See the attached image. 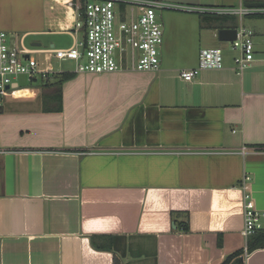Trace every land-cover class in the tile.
Listing matches in <instances>:
<instances>
[{"label":"crops","instance_id":"crops-1","mask_svg":"<svg viewBox=\"0 0 264 264\" xmlns=\"http://www.w3.org/2000/svg\"><path fill=\"white\" fill-rule=\"evenodd\" d=\"M182 13L159 15L173 28L159 71L58 72L39 55L55 73L0 105V264H264V217L254 237L243 235L244 184L264 214V17L243 19L255 59L240 73V52L219 40L239 18ZM76 23L68 0H0V33L37 37L29 47L70 48ZM179 33L197 44L180 72L166 59ZM206 48L223 50L224 68L183 80ZM63 74L75 76L51 111L59 85L43 83Z\"/></svg>","mask_w":264,"mask_h":264},{"label":"built area","instance_id":"built-area-1","mask_svg":"<svg viewBox=\"0 0 264 264\" xmlns=\"http://www.w3.org/2000/svg\"><path fill=\"white\" fill-rule=\"evenodd\" d=\"M76 10L75 35L81 39L67 49L29 47L28 34L0 33V96L21 97L25 92L20 87L19 77L34 82L46 80L55 72L43 68L36 56H44L48 63L53 59L61 62H76L77 73L90 75L114 74L126 70L136 72H157L161 68L160 49L164 40L163 26L159 13L178 11L200 16L237 17L240 20L237 39L232 49L240 52L235 59L241 73L255 59L253 32L243 19L246 16H263L264 7L202 8L182 6L161 0H68ZM224 68V52L220 48H206L199 53L196 68L183 70L180 76L193 82L203 71ZM0 102V105L2 103ZM246 177V184L250 181ZM244 228L246 241L261 228L264 214L257 210L255 201L244 184ZM248 246V243H247ZM246 246V254L248 253Z\"/></svg>","mask_w":264,"mask_h":264},{"label":"rangeland","instance_id":"rangeland-1","mask_svg":"<svg viewBox=\"0 0 264 264\" xmlns=\"http://www.w3.org/2000/svg\"><path fill=\"white\" fill-rule=\"evenodd\" d=\"M169 13L181 14V12H178V11H171V12L170 11H163L162 16H164V19L166 18L167 14H169ZM182 14H186V13H182ZM159 15H161V14L159 13ZM192 15L197 16L195 14H192ZM172 30H173V28H170V30H169L167 25H163V31L164 32L169 31L171 33ZM173 35H174V37L178 36V34H175V33ZM179 35L180 36L178 38H175L174 44L170 47V51L168 48V51L166 54V59L168 60L170 65L177 68L178 71L182 70L184 68H187L194 61V59L196 60V56H197L196 50L194 49V46H196L197 44H194V43L190 44L189 43L190 41H186V38H185L186 35H184V33H181V34L179 33ZM198 35L200 36V30H198ZM199 36H196V38H199ZM37 39H38L37 37L28 38L27 39V45L30 46L32 44V42H34ZM229 45H228V49H230ZM160 51L162 52V49ZM36 58L40 61H43L38 56H36ZM50 66L54 67L56 69V71H58V72H60V71H65V72L66 71H75L76 72L77 67H78L76 62H70V61L61 62V61H58L56 59H53ZM77 76H79V75H77ZM18 82L20 83L21 88L33 89L37 86V83H32L31 81H29V79L27 77H24V76L19 77ZM12 103H16V102L11 98H4L1 105L8 106L9 104H12ZM22 103H23V101L17 102V104H19V105Z\"/></svg>","mask_w":264,"mask_h":264},{"label":"trees","instance_id":"trees-1","mask_svg":"<svg viewBox=\"0 0 264 264\" xmlns=\"http://www.w3.org/2000/svg\"><path fill=\"white\" fill-rule=\"evenodd\" d=\"M204 16L205 17H212V18H228V17L207 16V15H204ZM74 76H75V74H63L62 77L58 80V82H54L53 83V82H51L49 80L48 81H44V83H43L44 84L43 85L44 87H53V86H58L59 85L58 91L55 93L54 96H51L50 97V101L51 102H49V101L46 102V105L51 104L52 101H54V103L56 104L55 105V108H52L51 111H61L62 110V86H63V84L65 82H67V81L71 80L72 78H74ZM47 110H50V109L47 108ZM2 113H3V108L0 106V115ZM257 233L258 232H256L250 238L254 237ZM248 250H252V246L251 247L249 246L248 247ZM234 255H236V254H234ZM234 255L231 256V257H229V259L232 258V257H234Z\"/></svg>","mask_w":264,"mask_h":264},{"label":"water","instance_id":"water-1","mask_svg":"<svg viewBox=\"0 0 264 264\" xmlns=\"http://www.w3.org/2000/svg\"><path fill=\"white\" fill-rule=\"evenodd\" d=\"M237 39V30L236 29H223L219 31V40L221 42H232ZM2 97L0 96V102ZM173 228H176V224H173ZM244 228V227H243Z\"/></svg>","mask_w":264,"mask_h":264},{"label":"bare ground","instance_id":"bare-ground-1","mask_svg":"<svg viewBox=\"0 0 264 264\" xmlns=\"http://www.w3.org/2000/svg\"><path fill=\"white\" fill-rule=\"evenodd\" d=\"M19 94H20V93H19ZM19 94H18V95H19Z\"/></svg>","mask_w":264,"mask_h":264}]
</instances>
